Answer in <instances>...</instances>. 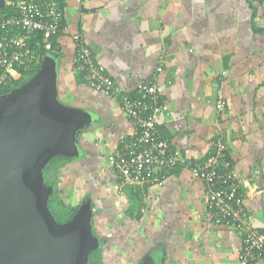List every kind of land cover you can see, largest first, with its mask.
<instances>
[{"label":"crops","instance_id":"0c3cea01","mask_svg":"<svg viewBox=\"0 0 264 264\" xmlns=\"http://www.w3.org/2000/svg\"><path fill=\"white\" fill-rule=\"evenodd\" d=\"M55 100L86 116L60 168L65 204L89 202L121 264H241V236L214 223L189 163L226 144L252 224L264 227V0H62ZM80 32L121 94L162 86L155 125L181 162L159 183H122L109 159L133 123L73 69ZM160 69L158 71L157 69ZM218 100L225 102L217 112ZM94 211V212H96ZM95 223V222H94ZM118 236V240L116 237ZM118 241V242H117ZM106 246V247H107ZM248 264H264V260Z\"/></svg>","mask_w":264,"mask_h":264},{"label":"built area","instance_id":"2783aa9c","mask_svg":"<svg viewBox=\"0 0 264 264\" xmlns=\"http://www.w3.org/2000/svg\"><path fill=\"white\" fill-rule=\"evenodd\" d=\"M1 7L8 11L3 12ZM63 17L62 0H0V83L9 80L25 56L34 54L37 58L29 44L33 33L42 32L45 48H51L48 38L63 32ZM72 38L75 42L73 69L93 90L118 99L133 123L131 136L120 142L109 159L112 172L122 183L146 186L161 182L181 162L178 150L155 125L158 114L165 108L160 98L162 86L155 82L139 83L134 95L121 94L115 80L96 62L80 32L74 33ZM40 43L37 41L36 47ZM224 107L225 102L218 100L217 112ZM211 142L212 150L204 159L189 163L191 173L206 183L207 206L214 223L239 232L240 263L264 260V227L257 228L250 220L240 178L227 158L226 144L221 140Z\"/></svg>","mask_w":264,"mask_h":264},{"label":"water","instance_id":"95a60500","mask_svg":"<svg viewBox=\"0 0 264 264\" xmlns=\"http://www.w3.org/2000/svg\"><path fill=\"white\" fill-rule=\"evenodd\" d=\"M51 55L32 79L0 98V264H91L99 240L85 204L65 223L48 205L45 163L75 152L74 138L86 116L55 100ZM140 264H156L146 259Z\"/></svg>","mask_w":264,"mask_h":264},{"label":"trees","instance_id":"16d2710c","mask_svg":"<svg viewBox=\"0 0 264 264\" xmlns=\"http://www.w3.org/2000/svg\"><path fill=\"white\" fill-rule=\"evenodd\" d=\"M1 10H3V12L8 11L4 7H1ZM63 25L64 21H62V26ZM44 39L45 37L42 32L33 33L29 44L31 49L33 51L35 50L38 59L34 54L33 56H25L24 61L16 65L14 72L9 77V80L5 83H0V96L7 95L12 90L20 88L22 85H24L30 77L36 75L40 71L41 61L43 58L47 55H50V51H56L55 37L50 36L48 38L52 44L50 49L45 48ZM37 41L41 42V45L38 47H36ZM73 158H75V155H58L48 160L40 171L44 184L52 189L47 201L48 208L50 212L53 213L55 218L61 222L70 219L79 208V205L71 206L65 204L60 196V168L62 167L64 161L72 160ZM91 214V223L93 225L94 215L93 213ZM101 252V247L92 250L88 256L89 263L101 264Z\"/></svg>","mask_w":264,"mask_h":264},{"label":"rangeland","instance_id":"374dc122","mask_svg":"<svg viewBox=\"0 0 264 264\" xmlns=\"http://www.w3.org/2000/svg\"><path fill=\"white\" fill-rule=\"evenodd\" d=\"M43 61V60H42ZM42 61H41V66H42ZM56 70V69H55ZM34 77V75L32 76V77H30L26 82H28L30 79H32ZM25 82V83H26ZM4 96V95H3ZM0 98H1V96H0ZM65 162V161H64ZM61 196V195H60ZM63 200V199H62ZM65 203V202H64ZM86 206H87V208H90V210H91V213H93V215H94V218H93V225H92V223H91V231H92V234L95 236V237H97L98 238V240H99V247H101V249H102V252H101V257H102V262H101V264H121L120 263V261H119V259H114L113 260V256L116 254L115 252H113V253H110L111 252V250L108 248V246L106 245V244H109L110 242H112V238H113V236L110 238V241L109 240H107L108 239V236L107 235H105V233H103V232H101V231H98L96 228L97 227H95V225H97V216H98V213H99V211L97 212L95 209H92V206H91V204L89 203V202H86L85 201V203H84ZM94 211H96V212H94ZM52 214V216L55 218V216L53 215V213H51ZM55 220L58 222V223H65V222H67V221H64V222H61V221H59V220H57L56 218H55ZM95 222V223H94ZM94 226V227H93ZM116 239L118 240V236L116 237ZM118 242V241H117ZM107 246V247H106ZM98 247V248H99Z\"/></svg>","mask_w":264,"mask_h":264}]
</instances>
